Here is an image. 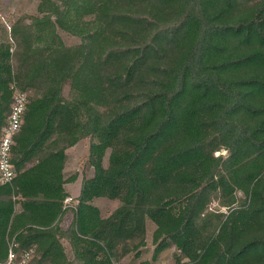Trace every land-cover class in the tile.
<instances>
[{
	"label": "trees",
	"instance_id": "16d2710c",
	"mask_svg": "<svg viewBox=\"0 0 264 264\" xmlns=\"http://www.w3.org/2000/svg\"><path fill=\"white\" fill-rule=\"evenodd\" d=\"M17 91L0 264H264V0H40L0 15V136Z\"/></svg>",
	"mask_w": 264,
	"mask_h": 264
},
{
	"label": "rangeland",
	"instance_id": "374dc122",
	"mask_svg": "<svg viewBox=\"0 0 264 264\" xmlns=\"http://www.w3.org/2000/svg\"><path fill=\"white\" fill-rule=\"evenodd\" d=\"M2 4L0 6V15L7 22L11 23L16 20H20L21 16L24 14H34L37 13V5L40 0H1ZM67 41H76V39L66 37ZM91 139L87 138L80 141L74 147L68 150V161L65 168L66 175H72L77 173L78 177L74 183L68 184L67 188L71 192L72 200L67 203V208L74 207L76 201L75 197L79 194L82 180L84 177H91L94 173V169L87 162L89 150H90ZM225 153V151H223ZM104 213H108L113 209L115 201L108 199H100L97 201ZM214 206V204H213ZM72 211L67 210L63 217L62 225L64 228H68L72 220ZM152 223H149L148 227V237L151 238V233L153 229ZM69 247V245H68ZM152 245H149L147 251L144 253L142 258H135L132 255L127 256L123 259L122 264H140L142 259H151L153 256ZM173 249H167L159 255V257L154 261L153 264H171L174 262Z\"/></svg>",
	"mask_w": 264,
	"mask_h": 264
},
{
	"label": "built area",
	"instance_id": "2783aa9c",
	"mask_svg": "<svg viewBox=\"0 0 264 264\" xmlns=\"http://www.w3.org/2000/svg\"><path fill=\"white\" fill-rule=\"evenodd\" d=\"M28 103L25 92L17 91L13 95L11 110L8 114L7 123L0 136V183H6L16 175V168L11 161V149L14 137L20 131L24 112ZM72 197H68L65 203H70ZM32 251L25 252L18 258L15 251L10 248L6 264H28Z\"/></svg>",
	"mask_w": 264,
	"mask_h": 264
},
{
	"label": "crops",
	"instance_id": "0c3cea01",
	"mask_svg": "<svg viewBox=\"0 0 264 264\" xmlns=\"http://www.w3.org/2000/svg\"><path fill=\"white\" fill-rule=\"evenodd\" d=\"M69 190V189H68ZM63 226V225H62Z\"/></svg>",
	"mask_w": 264,
	"mask_h": 264
}]
</instances>
